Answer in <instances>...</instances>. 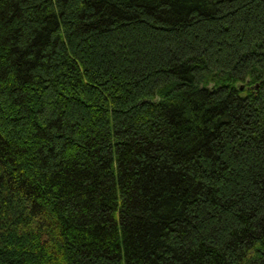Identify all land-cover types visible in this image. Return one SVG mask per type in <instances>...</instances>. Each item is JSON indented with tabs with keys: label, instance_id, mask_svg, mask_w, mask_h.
Here are the masks:
<instances>
[{
	"label": "trees",
	"instance_id": "obj_1",
	"mask_svg": "<svg viewBox=\"0 0 264 264\" xmlns=\"http://www.w3.org/2000/svg\"><path fill=\"white\" fill-rule=\"evenodd\" d=\"M0 264H264V0H0Z\"/></svg>",
	"mask_w": 264,
	"mask_h": 264
},
{
	"label": "water",
	"instance_id": "obj_2",
	"mask_svg": "<svg viewBox=\"0 0 264 264\" xmlns=\"http://www.w3.org/2000/svg\"><path fill=\"white\" fill-rule=\"evenodd\" d=\"M258 86L256 85V88H257ZM240 89H242V87L240 88Z\"/></svg>",
	"mask_w": 264,
	"mask_h": 264
}]
</instances>
